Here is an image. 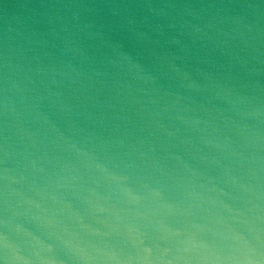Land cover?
Segmentation results:
<instances>
[{
	"label": "water",
	"instance_id": "1",
	"mask_svg": "<svg viewBox=\"0 0 264 264\" xmlns=\"http://www.w3.org/2000/svg\"><path fill=\"white\" fill-rule=\"evenodd\" d=\"M0 264H264V0H0Z\"/></svg>",
	"mask_w": 264,
	"mask_h": 264
}]
</instances>
